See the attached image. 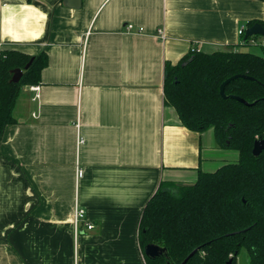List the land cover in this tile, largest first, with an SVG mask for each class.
<instances>
[{
	"label": "crops",
	"instance_id": "crops-1",
	"mask_svg": "<svg viewBox=\"0 0 264 264\" xmlns=\"http://www.w3.org/2000/svg\"><path fill=\"white\" fill-rule=\"evenodd\" d=\"M252 19L262 0H0V52L49 57L0 145V264H147L140 221L161 183L239 158L165 104L166 64L247 50Z\"/></svg>",
	"mask_w": 264,
	"mask_h": 264
},
{
	"label": "trees",
	"instance_id": "trees-1",
	"mask_svg": "<svg viewBox=\"0 0 264 264\" xmlns=\"http://www.w3.org/2000/svg\"><path fill=\"white\" fill-rule=\"evenodd\" d=\"M256 22L264 26V19H252L248 25ZM252 37L243 44L250 45ZM261 49H195L177 63L167 62L165 104L177 110L189 129L213 128L219 146L238 150L239 159L214 171H201L192 184L161 183L140 221L139 242L147 264L167 260L164 255L147 256L149 243L167 247L175 264H182L193 251L186 264H227L230 259L237 264L243 247L250 264H264V151L253 154L255 141L264 139V47ZM48 63L45 51L37 55L18 49L0 52V145L5 127L17 121L14 109L22 88L40 83ZM15 68L24 69L19 82L11 81ZM236 74L251 78L230 81L225 89L229 97L223 98L221 84ZM232 94L249 104L235 100Z\"/></svg>",
	"mask_w": 264,
	"mask_h": 264
},
{
	"label": "water",
	"instance_id": "water-1",
	"mask_svg": "<svg viewBox=\"0 0 264 264\" xmlns=\"http://www.w3.org/2000/svg\"><path fill=\"white\" fill-rule=\"evenodd\" d=\"M253 35H264V26L260 23V22H256L253 25L249 26L246 30V38L253 36ZM33 61V58L26 64L25 69H28L31 65ZM187 61H185L183 63V65H186ZM13 76L11 78L12 82H19L20 79L23 76L24 73V69L23 68H15L13 69ZM238 77H244V78H251L248 75L245 74H236L233 75L231 77H229L227 80H225L222 84H221V88H220V93L222 95L223 98H227L229 97V95L226 94V86L227 84L232 81L233 79H236ZM230 97L234 98L235 100L244 103V104H249V102L247 100H245L244 98L238 96V95H230ZM264 151V139H257L255 141L254 147H253V154L258 156L261 152ZM195 253V251H193L183 262L182 264H186L188 259ZM145 254L147 256H149L150 258H156L158 256L164 255L166 257V262L164 264H175L173 262L170 261V257L168 254V249L165 246H162L160 244L157 243H149L145 246ZM227 264H233V260L230 259Z\"/></svg>",
	"mask_w": 264,
	"mask_h": 264
},
{
	"label": "built area",
	"instance_id": "built-area-1",
	"mask_svg": "<svg viewBox=\"0 0 264 264\" xmlns=\"http://www.w3.org/2000/svg\"><path fill=\"white\" fill-rule=\"evenodd\" d=\"M126 30L127 31H134V25L132 23H128L126 25ZM246 30H247V26L243 25L240 28L239 33L244 35L246 33ZM139 31H142V28H140ZM158 34L162 38L165 37L163 29H159L158 30ZM250 37H252V36H250ZM250 43L253 44V45L255 44V45H258L260 47H264V35H259L257 37H252L250 39ZM32 88L37 89L38 87L37 86H33ZM77 175H78V177H81L83 175V170L82 169H78ZM81 222H84L88 229H92L94 227V224L92 222H90L89 220H87V215H86L85 209L81 208L77 204L76 205V209H75V225H76V229L77 230H78L79 224Z\"/></svg>",
	"mask_w": 264,
	"mask_h": 264
},
{
	"label": "rangeland",
	"instance_id": "rangeland-1",
	"mask_svg": "<svg viewBox=\"0 0 264 264\" xmlns=\"http://www.w3.org/2000/svg\"><path fill=\"white\" fill-rule=\"evenodd\" d=\"M245 48L247 49V51H255V52H260L262 50L260 46L253 44L250 46H246ZM249 261H250L249 253L246 247H243L237 257V264H249Z\"/></svg>",
	"mask_w": 264,
	"mask_h": 264
}]
</instances>
